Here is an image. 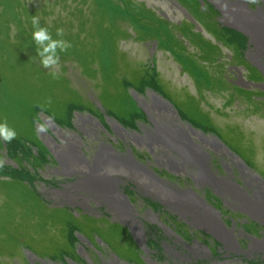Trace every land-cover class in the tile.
I'll use <instances>...</instances> for the list:
<instances>
[{
	"label": "rangeland",
	"instance_id": "obj_1",
	"mask_svg": "<svg viewBox=\"0 0 264 264\" xmlns=\"http://www.w3.org/2000/svg\"><path fill=\"white\" fill-rule=\"evenodd\" d=\"M241 1L264 15V0ZM34 15L53 39L73 45L57 49L58 80L38 56ZM257 48L214 0H0V123L17 133L10 143L0 139V264H264L263 218L160 158L163 146L129 135L151 125L139 97L155 92L185 126L219 140L222 149L204 143L211 174L252 196L258 186L244 166L264 185V53L259 62L250 54ZM38 116L49 124L40 136ZM53 124L76 133L92 163L104 142L166 185L191 190L217 209L228 239L130 176H118L119 188L144 241L95 194H65L77 177L64 171L48 138L63 142Z\"/></svg>",
	"mask_w": 264,
	"mask_h": 264
},
{
	"label": "bare ground",
	"instance_id": "obj_2",
	"mask_svg": "<svg viewBox=\"0 0 264 264\" xmlns=\"http://www.w3.org/2000/svg\"><path fill=\"white\" fill-rule=\"evenodd\" d=\"M214 1L222 7L228 22L250 32L253 41H255V46L258 47L255 52L250 54L259 62L260 54L264 53V21L251 17L253 12L247 9V5L241 0L235 2L227 0V3L223 0ZM141 97L139 98L143 100L151 114V125L143 126V132H130L129 135H133L144 144L163 146L162 151L164 152L160 155V158L165 157L168 161H173L174 164L176 162L177 165L175 166L192 173L201 181V184L215 186L220 192L231 195L236 201L252 209L257 216L264 219V185L259 177L245 166L243 167L244 174L249 178V185L251 187L258 186L250 196L248 193L242 194L245 192L241 193L231 183L213 176L207 165L209 156L204 143L222 149L219 140L212 135L209 136L192 127L185 126L177 118L176 112L169 102L157 93L151 92L148 97ZM82 119L93 124L84 116ZM114 124L120 130V133H122L121 130H125L118 121L114 120ZM53 125L63 139V142L57 143L52 136H48L55 148V153L63 161L64 171L78 178L75 181L76 185L75 183L65 185L67 187L65 194H69V188L83 189L95 194L98 199L114 206L117 215L127 221L135 234L144 241V230L138 220L133 217L131 213L133 208L119 188L120 178L118 176H130L145 189L156 193L163 201L172 204L180 213L192 215L193 220L202 226H210L214 231V235L221 236L225 240L228 239L226 235L228 230L222 227L221 221L218 219L217 209L214 210L208 206L203 199L191 190L174 189L172 186L166 185L141 163L123 159L121 155L117 154V151H113V148L104 142L101 143L99 152L97 151V157L94 156L95 160L92 163L80 149L81 141L76 133L69 132V135L65 136L55 124ZM190 133L197 134L201 143L198 144L193 141ZM58 195L64 196V193L59 192Z\"/></svg>",
	"mask_w": 264,
	"mask_h": 264
},
{
	"label": "clouds",
	"instance_id": "obj_3",
	"mask_svg": "<svg viewBox=\"0 0 264 264\" xmlns=\"http://www.w3.org/2000/svg\"><path fill=\"white\" fill-rule=\"evenodd\" d=\"M245 2L248 4H259L260 0H245ZM31 23L33 25V28L35 29L32 34V38L39 46L37 48V53L41 58V63L44 68L52 69L49 74L54 80H58L60 79V75L56 69H58L59 67L60 56L57 53V49H59L60 52H67L68 49L73 47V45L63 39H53L48 29L40 26L39 17L37 15L32 16ZM56 34L59 37H63L64 29H57ZM51 104L52 100L51 97H49L44 104L40 105V107L43 110L45 107H50ZM49 119H51V117ZM35 124L38 125L35 128V133L37 136H40L48 131L49 124L47 122H41L39 116L37 117ZM16 137V131L8 126L6 120L4 123H0V139H3V141L10 143ZM5 163V158L0 157V170L4 168Z\"/></svg>",
	"mask_w": 264,
	"mask_h": 264
},
{
	"label": "water",
	"instance_id": "obj_4",
	"mask_svg": "<svg viewBox=\"0 0 264 264\" xmlns=\"http://www.w3.org/2000/svg\"><path fill=\"white\" fill-rule=\"evenodd\" d=\"M251 15H252L251 17H254V19H258V20H263L264 21V15L261 14V13H258V14L253 13Z\"/></svg>",
	"mask_w": 264,
	"mask_h": 264
},
{
	"label": "trees",
	"instance_id": "obj_5",
	"mask_svg": "<svg viewBox=\"0 0 264 264\" xmlns=\"http://www.w3.org/2000/svg\"><path fill=\"white\" fill-rule=\"evenodd\" d=\"M134 5H136L135 3H133V7H134V9L136 10L137 8L134 6ZM145 7L143 6V9H144Z\"/></svg>",
	"mask_w": 264,
	"mask_h": 264
},
{
	"label": "flooded vegetation",
	"instance_id": "obj_6",
	"mask_svg": "<svg viewBox=\"0 0 264 264\" xmlns=\"http://www.w3.org/2000/svg\"><path fill=\"white\" fill-rule=\"evenodd\" d=\"M75 177H76V176H75ZM77 179H78V178H77ZM71 181H72V180L69 179V182H68L67 184L70 185V184H71Z\"/></svg>",
	"mask_w": 264,
	"mask_h": 264
}]
</instances>
